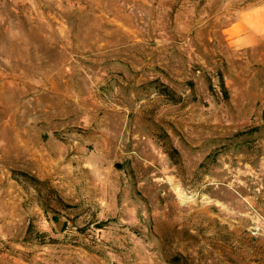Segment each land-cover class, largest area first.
<instances>
[{
    "label": "rangeland",
    "instance_id": "obj_1",
    "mask_svg": "<svg viewBox=\"0 0 264 264\" xmlns=\"http://www.w3.org/2000/svg\"><path fill=\"white\" fill-rule=\"evenodd\" d=\"M16 1L0 0V264H264L263 44L210 41L209 12L185 27L174 3L168 42L120 35L102 59L52 47Z\"/></svg>",
    "mask_w": 264,
    "mask_h": 264
},
{
    "label": "crops",
    "instance_id": "obj_2",
    "mask_svg": "<svg viewBox=\"0 0 264 264\" xmlns=\"http://www.w3.org/2000/svg\"><path fill=\"white\" fill-rule=\"evenodd\" d=\"M49 1L54 3L56 10L44 14L37 9L41 0H18L20 5L27 2L30 6L22 15L30 20L40 19L48 22L49 33L57 36V40L51 43L52 47L63 50H88L89 43L95 42L97 57L102 59L107 58L111 51L114 53L125 46L120 35L135 36L144 30L150 33V37L153 33H159L157 41L168 42L169 10L174 3L177 5L176 12H185V27L192 23L191 12H209L207 19L202 21L198 18L201 21L198 25L212 26L209 33H215V36H210V41L215 39L239 53L254 50L261 44L264 48V0ZM154 6L160 10L159 17L153 16ZM138 7L144 12L141 16L144 20H138ZM212 18H216L217 26L210 23ZM138 21L145 24H139ZM215 26L216 28H213ZM77 35H95V39H82ZM189 42L190 40L186 41ZM163 48L168 50L167 46Z\"/></svg>",
    "mask_w": 264,
    "mask_h": 264
},
{
    "label": "clouds",
    "instance_id": "obj_3",
    "mask_svg": "<svg viewBox=\"0 0 264 264\" xmlns=\"http://www.w3.org/2000/svg\"><path fill=\"white\" fill-rule=\"evenodd\" d=\"M190 199H191V198H184V199H181V200H180V206H181V208H184V207L187 205V203L189 202Z\"/></svg>",
    "mask_w": 264,
    "mask_h": 264
},
{
    "label": "bare ground",
    "instance_id": "obj_4",
    "mask_svg": "<svg viewBox=\"0 0 264 264\" xmlns=\"http://www.w3.org/2000/svg\"><path fill=\"white\" fill-rule=\"evenodd\" d=\"M233 186V185H232ZM234 187V186H233ZM239 190V189H238ZM240 191V190H239Z\"/></svg>",
    "mask_w": 264,
    "mask_h": 264
}]
</instances>
